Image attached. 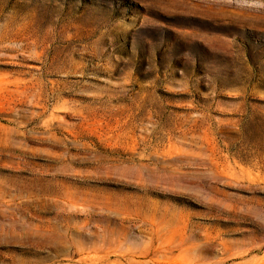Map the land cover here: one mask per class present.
Masks as SVG:
<instances>
[{
  "label": "rangeland",
  "instance_id": "rangeland-1",
  "mask_svg": "<svg viewBox=\"0 0 264 264\" xmlns=\"http://www.w3.org/2000/svg\"><path fill=\"white\" fill-rule=\"evenodd\" d=\"M0 264H264V0H0Z\"/></svg>",
  "mask_w": 264,
  "mask_h": 264
}]
</instances>
